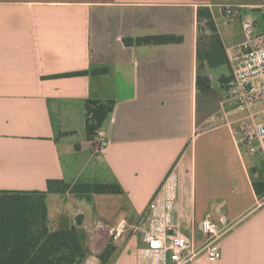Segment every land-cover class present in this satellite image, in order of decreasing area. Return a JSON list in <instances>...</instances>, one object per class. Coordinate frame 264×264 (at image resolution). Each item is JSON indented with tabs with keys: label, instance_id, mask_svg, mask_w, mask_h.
Masks as SVG:
<instances>
[{
	"label": "crops",
	"instance_id": "obj_1",
	"mask_svg": "<svg viewBox=\"0 0 264 264\" xmlns=\"http://www.w3.org/2000/svg\"><path fill=\"white\" fill-rule=\"evenodd\" d=\"M225 7L237 10L234 20ZM199 8L209 9L224 57L201 68ZM246 20L256 46L264 0H0V191L44 192L48 180L119 186L120 194H47V226H75L94 264L110 243L108 264H138L168 181L184 225L209 216L228 229L219 261L192 264H264V195L252 187L264 178L234 134L253 114L261 120L263 107L241 113L224 91L246 49ZM160 35L182 42L125 44ZM78 72L89 74L61 77ZM86 100L114 101L95 137L107 141L100 151L86 138Z\"/></svg>",
	"mask_w": 264,
	"mask_h": 264
},
{
	"label": "trees",
	"instance_id": "obj_2",
	"mask_svg": "<svg viewBox=\"0 0 264 264\" xmlns=\"http://www.w3.org/2000/svg\"><path fill=\"white\" fill-rule=\"evenodd\" d=\"M205 22L201 27L200 23ZM209 30L223 53L212 16L208 8L197 10L198 37L200 31ZM181 37L160 35L128 39L126 45H168L180 44ZM210 66L214 62L205 59ZM216 63H219L218 61ZM198 68H201L198 65ZM94 70L90 74L105 73ZM89 72H78L61 77L86 76ZM223 81V78L221 79ZM197 86L200 91L209 90V81L198 74ZM84 130L88 141H93L108 115L112 112V100L85 101ZM256 196L264 195V182H254ZM72 194H120L117 185L110 184H69L59 180H48L44 192L0 191V264H83L89 253L81 244L75 226L69 229L50 231L47 226L45 197L51 193ZM116 248L107 244L97 259L99 264H108Z\"/></svg>",
	"mask_w": 264,
	"mask_h": 264
},
{
	"label": "built area",
	"instance_id": "obj_3",
	"mask_svg": "<svg viewBox=\"0 0 264 264\" xmlns=\"http://www.w3.org/2000/svg\"><path fill=\"white\" fill-rule=\"evenodd\" d=\"M223 15L231 21L238 12L225 7ZM204 24L201 22L200 26L204 27ZM252 28L251 20L243 23L246 49L235 60L225 92L241 113H247L255 106L263 107L260 121L242 122L234 134L240 136L238 145L244 146L248 153L254 154L259 150L264 156V40L254 46ZM106 145L105 138L97 136L95 150L100 151ZM150 212L156 218V227L151 226L137 249L138 264H192L200 257L210 263L220 260L219 243L228 229L220 227L209 216L197 224L184 225L179 215V194L175 186L167 185L164 196L157 198Z\"/></svg>",
	"mask_w": 264,
	"mask_h": 264
},
{
	"label": "rangeland",
	"instance_id": "obj_4",
	"mask_svg": "<svg viewBox=\"0 0 264 264\" xmlns=\"http://www.w3.org/2000/svg\"><path fill=\"white\" fill-rule=\"evenodd\" d=\"M203 59H207V60L212 61V62H217V61L222 62L224 60L223 53H222L221 49L218 47L214 35L207 29H205V31H203V30L200 31V34L198 37V65L201 66V61ZM225 89L226 88H224V91H225ZM257 117L258 116L256 114H253L252 118H251L252 121H248V122L256 123V122L260 121L259 119H257ZM254 145L257 146V143L254 142ZM254 155L258 160V163L256 164V169L259 171L260 175L264 178V156L262 155V153L259 150L257 153H254ZM167 185H168V182L166 181L164 183V186H162V189L167 188ZM162 189H161V191H162ZM156 200H157V198H156ZM156 200L154 199L153 203ZM88 253H89V255L85 259L83 264H94L93 253L92 252L91 253L88 252Z\"/></svg>",
	"mask_w": 264,
	"mask_h": 264
}]
</instances>
